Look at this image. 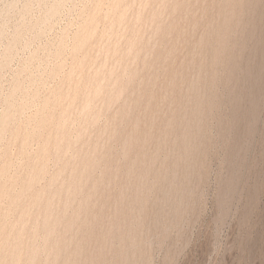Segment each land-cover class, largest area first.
<instances>
[{
	"label": "rangeland",
	"instance_id": "rangeland-1",
	"mask_svg": "<svg viewBox=\"0 0 264 264\" xmlns=\"http://www.w3.org/2000/svg\"><path fill=\"white\" fill-rule=\"evenodd\" d=\"M0 264H264V0H0Z\"/></svg>",
	"mask_w": 264,
	"mask_h": 264
},
{
	"label": "bare ground",
	"instance_id": "bare-ground-1",
	"mask_svg": "<svg viewBox=\"0 0 264 264\" xmlns=\"http://www.w3.org/2000/svg\"><path fill=\"white\" fill-rule=\"evenodd\" d=\"M53 12V11H52ZM120 24V23H119ZM94 31V30H93ZM84 42V41H83ZM257 67V66H256ZM99 86V85H98ZM89 93V92H88ZM8 117V116H7ZM198 122V121H197ZM135 126V125H134ZM136 128V127H135ZM151 156V155H150ZM132 166V165H131ZM191 167V166H190ZM40 171V170H39ZM29 181H30V178H29ZM141 183V182H140ZM170 184V183H169ZM121 190V189H120ZM42 196V195H41ZM132 212V211H131ZM47 221V220H46ZM134 232V231H133ZM8 235V234H7ZM49 239V238H48ZM5 240V239H4ZM67 244V243H66ZM17 248V247H16ZM36 248V247H35ZM65 248V246H64ZM54 249V248H53ZM59 253V252H58ZM34 254V253H33ZM60 254V253H59ZM127 256V255H126ZM18 263V262H17Z\"/></svg>",
	"mask_w": 264,
	"mask_h": 264
}]
</instances>
